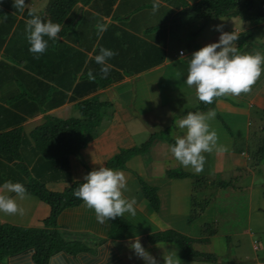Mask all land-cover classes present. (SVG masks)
Instances as JSON below:
<instances>
[{"label":"trees","instance_id":"1","mask_svg":"<svg viewBox=\"0 0 264 264\" xmlns=\"http://www.w3.org/2000/svg\"><path fill=\"white\" fill-rule=\"evenodd\" d=\"M174 8L178 11L175 12ZM29 11L34 10L25 7L21 13L15 10L12 0H0V100L6 102V105H0V185L7 181L23 183L27 194L48 204L50 212L40 227L0 222V264H4L9 255L28 248L33 249V264H48L50 258L59 252L75 255L88 250L78 240L64 239L57 223L61 210L82 202L73 193L83 180L71 179L68 158L79 147L75 129L93 117L98 109L110 106L107 100H100L94 94L97 90L163 61L165 28L170 20L187 12L204 21L219 16H242L252 25L264 22V0L257 8L252 0H160L156 11H153V0H48L41 12H34L42 21L59 23L61 32L57 39L49 41L47 50L37 58L28 51L26 25L32 18ZM100 27L105 30L98 35ZM238 32L241 36L237 46L243 52L254 45V32L251 28ZM100 47L116 53L109 60L111 70L103 77L101 65L90 59ZM39 77L48 82L41 81ZM8 81L14 86L10 87ZM216 99L212 104L198 100L196 107L203 111L214 108ZM73 100L76 101L75 115L62 118L46 114L28 133L24 132L21 123L26 117ZM261 112L264 114V106ZM158 139L152 135L141 146L120 148L105 166L125 168L129 157L144 153V145L151 146ZM166 174L168 178L192 179L189 197L192 205L186 216V223H191L198 216L196 207L201 214L208 206L206 199L194 194L197 188L204 187L200 182L205 184L207 176L189 173L182 168L169 169ZM57 181H68L69 184L61 191L47 188L46 183ZM139 181L147 206L157 212L160 205L157 188L142 179ZM208 181L210 183L206 184L214 187L230 186L225 181ZM117 218H122V227L116 224ZM117 218L113 219L114 226L108 235L113 239H123L131 224L123 216ZM208 233L212 236L217 230L213 228ZM144 238L150 244L174 243L185 259L206 262L216 259L212 253L196 249L193 245L196 240H207L208 237L194 238L179 229L167 228L150 232ZM260 260V263L248 264H264V255Z\"/></svg>","mask_w":264,"mask_h":264},{"label":"rangeland","instance_id":"2","mask_svg":"<svg viewBox=\"0 0 264 264\" xmlns=\"http://www.w3.org/2000/svg\"><path fill=\"white\" fill-rule=\"evenodd\" d=\"M32 1L36 2L31 8L35 12H41L48 0ZM252 2L254 7L257 8L260 7L263 0H252ZM244 10L247 9L244 8ZM189 14L191 13H187L185 16ZM233 19V16L229 18L227 24L228 28L231 27L230 24H232L233 21L238 25L237 27L239 30H244L245 27L247 29L251 28L254 32L252 40L254 45L262 46L264 44V22L262 24L252 25L242 16H236L235 20ZM186 20L182 17V21L179 19L178 22L181 21L180 23L184 25L186 24ZM197 21L198 19L194 21L188 20V24L190 26L193 24L200 25L201 21ZM188 24L183 27H188ZM204 25L205 27L210 26L208 22H205L202 26ZM227 25L225 24V27H227ZM204 29L205 28L202 29L203 33ZM181 44L179 39L175 37L174 46L178 47V45ZM156 74L160 77L159 80L154 79L150 74H144L143 76L145 78H143V80L139 79L138 82L141 88H138L136 85L134 87H132V85L127 86V91L129 92V104L127 107L130 115L136 116V118L131 121L132 124L130 128L133 132L131 133L132 138L130 139L136 143L133 145L141 146V144H144L152 135L159 138L157 141L154 140L151 146L144 145V153L142 152L137 156H140L146 166L153 169V173L150 174L145 166L144 174H146V176H153L149 180H145L143 177L142 180L148 185L159 189L158 194L160 197H158L160 209L156 214L148 209H144L143 211L140 209L135 216H131L127 213L123 215L131 224V228L128 229V233H126V239L115 241L116 243L114 242L117 247L123 251V258L125 259L119 264H144V261L137 258L129 247L130 242L136 238H139L146 250L159 261V264H164V255L166 256L169 254L176 257L177 264H248L253 260L260 262V259H262L264 255V114L261 112L263 107L251 106L249 107V114H245L240 112L245 102L231 99L230 103L237 110V113H229V115L225 116L221 115L219 112L217 113L218 115H215V118L210 121L213 130H215V128H219L220 130L219 132L215 131L218 134L219 143L227 149L226 153H224L226 154L227 160L226 163L223 162L225 155L222 153V157L221 154L218 153L216 155L203 153L206 161H209L208 172L212 170V164L217 168L213 170L214 172H210L209 175H207V179L213 180L214 182L225 181L229 183L230 186L214 187L213 185L206 184L210 183V181H205V184H201L200 182V185L204 187L197 188L194 194L199 198L206 199L208 206L201 214L198 211V207H196L198 216H196L191 223H186L187 212L192 205L191 200H189L192 192L189 191L188 188L193 181L192 179L190 180V178L182 179L185 184L180 183V193L178 190L176 192L175 185L178 181L172 178L168 179L166 171L169 169H176L179 165L181 166L178 161L174 163V159L171 160L173 155L170 152L171 142H175L177 136H181L186 132V130L183 131L178 127L177 129L176 127L174 128V126L177 125L175 123L177 116L183 118L190 111L202 112L203 110L196 107L198 104L196 99L183 103V96H179L180 99L178 98V100L183 103L182 107L180 105H173L177 103L175 101L162 104L166 102V100L176 98L175 96L178 94H188L186 90L187 86H184L183 82L179 81L176 83V86H178V84L182 85L179 86V91H176L174 85L171 93L172 84L170 82L164 83L163 81H166V79H162L161 73L159 74V72H157ZM146 80L155 83L154 86H146ZM170 80L172 79L170 78ZM153 87L159 91L157 96H154V102L160 106L158 110H154L152 113L146 102L151 100L149 89ZM191 96L192 95H190V97ZM120 102L122 104L124 103L123 101ZM144 107L147 112L142 113L141 111ZM181 108H183V110ZM185 109L188 110L185 111ZM210 110L216 111L214 108H208L204 110V112L207 113ZM70 114L71 113H69V115ZM73 114L75 115L76 111L71 115ZM36 122L38 121H28L23 126L24 130L29 132ZM231 124H233L231 131L233 132L232 136H230V132H225L226 127L230 129L231 126L229 127L228 125ZM169 138L174 141H170L171 139ZM167 139H169V142ZM230 149L232 151H230ZM238 156L242 163L240 166L235 167L233 161ZM134 159L131 160L132 163ZM166 163H169L167 168L165 166ZM217 165L218 167H216ZM121 170L124 173H128L126 177V180L128 179L126 187L128 191L132 193V190L138 187L141 192L140 195L143 196L142 183L139 181L140 178L136 174H133L131 169L127 170L123 168ZM191 188H193V186H190V189ZM172 190L176 192L174 196L172 195ZM193 209L195 210V205ZM73 210H76V215L71 217V219L67 220V217H62L66 225L71 227L75 224L77 225V223L79 225H84L89 220L94 223L93 218L96 216L95 212H93L91 216L88 214L89 218H87L85 216V207ZM121 219L122 218L115 219L119 227H122L123 224V220ZM115 220L106 221L108 227L106 230L104 226L102 228V232H104L105 235L109 234L110 229L114 226ZM214 220L215 222H213ZM204 224L207 225L204 226ZM161 227H164V229H179L194 238L208 237L207 240H196L193 245L196 249L212 253L216 259L208 262L185 259L181 256V249L174 243H148L144 236L150 232L159 230ZM213 228L217 230V233L210 236L208 232ZM132 236L136 237L132 239ZM255 244L258 246L257 250H254L253 246ZM126 259H128L127 263Z\"/></svg>","mask_w":264,"mask_h":264},{"label":"crops","instance_id":"3","mask_svg":"<svg viewBox=\"0 0 264 264\" xmlns=\"http://www.w3.org/2000/svg\"><path fill=\"white\" fill-rule=\"evenodd\" d=\"M35 2H33L32 0H26L25 7L31 8L32 6H34ZM174 10L175 12L178 11L177 8H174ZM186 14L187 12H182L180 15H177L172 21L170 20L167 23L165 28L166 39L164 45V59L161 63L153 67H150L148 69H145L139 73L123 76L121 80L112 83L103 89H99L94 93L99 97L100 100H107L110 103V106L98 109L95 112V114H93V117L87 118L88 120H86L83 123V125L80 126V128L75 129L74 132L75 140L76 142L79 143V147L75 154H70L68 156L69 165H70V174L72 180H83V177L85 174L88 173V170H93L94 168H98L100 165L105 166L106 161L110 157H112L115 153H117L120 148H128V147H132L133 144H136L133 140L130 139L132 138L131 133H133L132 129H130L132 124L131 121L134 118H136V116L135 115L132 116L128 112V107H127V105L129 104L128 102L129 92L127 91L128 85H132V87L136 85L138 88H141V85L138 82L139 79L143 80V78H145L143 76L144 74L145 75L150 74L151 77H153L156 80H159L160 77H158L156 74L157 72H159V74L160 73L162 74V79L163 78L166 79V81H163L164 83L170 82L172 84L171 93H172V87H174V85L176 91L178 92L179 91L178 88L181 84H178V86H176L177 82L182 81L184 86H187V84L185 83V77L187 76L188 60L190 59L191 54L194 51L205 46L206 44L215 42L219 39L221 33L215 30L217 25L222 24L223 31L226 32H230L233 30L237 32L240 31L237 27L238 25H236L234 21L232 24H230L231 27L228 28L227 25L228 20L229 18H232V16H219L213 19L202 21V19H198L194 14L192 15L189 14L188 16H185ZM182 17L185 20L187 19L186 24L184 25L180 23L182 21ZM221 18H223V20H221ZM235 18L236 17H234L233 20H235ZM179 19L181 20L180 22H178ZM196 19H198L197 22L201 21L200 25L193 24L192 26H190L188 24L189 23L188 20L194 21ZM205 22H208L210 26L209 27H205V25L202 26ZM187 24L188 27H183V26H187ZM225 24L227 25V27H225ZM203 28H205L204 33L202 30ZM245 29L247 28L245 27ZM175 37H177L179 39V42L182 43L183 45L181 44L178 45V47H175L174 46ZM256 51L264 53V47L261 48L260 46L257 45H250L243 52H256ZM89 55L90 53L87 54V57ZM1 58L2 56L0 49V59ZM16 67L22 68L20 65H16ZM39 78L41 81L48 82L43 77H39ZM170 78L172 80H170ZM9 84L10 87L14 86V83L9 82ZM146 84H147L146 86L152 87L154 86L155 83L146 80ZM186 90L188 94H183V95L178 94L175 96L176 98L166 100V102H163L162 104L175 101L177 103L173 105L175 106L180 105L182 107L183 103L186 101H191L193 99H196L198 101L194 86L193 87L187 86ZM44 91H46L45 88ZM149 91H150L149 95H151V100L147 101L146 103L149 107V110L152 111L153 113V111L158 110L160 106L159 104L154 102V96H157L159 91L155 87L149 89ZM190 95L192 96L190 97ZM179 96H183L182 98L183 103H181V101L178 100ZM0 98H2L1 91H0ZM231 99H237L238 101L242 100L245 102V105L240 111L241 113L249 114L250 111L249 107L251 106L263 107L264 106V72L261 73V76L252 86L251 92L242 93L239 97L224 96L217 98L214 104V109H216L217 111V112L215 111L216 116L218 115L217 113L219 112L221 113V115H225V116L229 115V113L230 114L237 113V110L230 103ZM120 101H123L124 103L122 104ZM75 102L76 101L74 100L65 101L57 105L56 107H53L51 109H45L44 111L38 112L33 116L26 117V119L23 120L21 124L22 126H24L28 121L35 120L38 121L35 124L37 125L44 119L43 117L46 114H52L62 118L71 116V114L75 111L74 108ZM5 103H6L5 101L2 102L0 100V105L4 106L6 105ZM181 109L183 110V108ZM187 110L188 109H185V111ZM141 112L142 113L147 112L145 107ZM69 113L71 114L69 115ZM179 119H181V117L179 118V116H177L176 121H178ZM232 125L233 124L228 125L229 127L231 126L230 129L228 127H226L225 129V132L228 131L231 133L230 136L233 135L232 134L233 132H231ZM175 127L177 129V125ZM215 130L217 132L220 131L219 128H215ZM24 132L28 133L26 132V130H24ZM230 151L232 150L230 149ZM217 153L224 154L226 153V151L224 152L214 151L211 154L216 155ZM137 155L140 154H135L129 157V159L125 162V168L127 170L131 169L133 174H136L140 178V180L143 179V177L145 178V180H149L150 178H152L153 175L146 176V174H144V169L146 165L144 164V161L140 158V156ZM224 155H225V159L223 160V162L226 163L227 160L226 154ZM132 157H134L135 159ZM239 158L240 157L238 156L233 161L235 167L240 166V164L242 163L239 160ZM133 159L134 162L132 163L131 160ZM173 159H174V163L177 162L174 157H172L171 160ZM168 164L167 163L165 164L166 168L168 167ZM208 164L209 161H206L203 171L198 174L195 173L194 170H192L190 167L186 168L182 165L181 166L179 165L178 167H176V169L182 168L188 171L189 173L207 176L210 172H214L213 170L217 169L212 164L211 165L212 170L208 172ZM216 167H218V165ZM146 169H148L150 174L153 173V169L151 167L146 166ZM117 170H121V169H117ZM124 174L127 177L128 173L126 172ZM172 179H176L178 181L175 187H176V192L178 190V192L180 193L181 190L180 183L185 184L182 181V179L184 178H180L181 180L179 178H172ZM68 184H69L68 181H57V182H48L46 183V186L50 190L61 191ZM190 186H192V184L189 185L188 188L189 191H191ZM158 191L159 189L157 188V195L160 197ZM176 192L172 190V195L174 196ZM140 193L141 192L138 187L133 189L132 193H130V191H128V189L126 188V190L123 192V195L128 199L134 198L137 201L136 213H138L140 209L141 211H143L144 209H148L151 212H155L149 209L145 199L143 198V196L140 195ZM0 194H7L12 198L16 199L18 206L23 209V215L19 213L18 214L0 213V222H7L10 224L25 226V227H40L43 225V220L49 215L50 212L49 205L37 199V197L35 196H30V194H27L23 199H20L19 197L16 196L15 193H7L6 189L3 188V185H0ZM82 207L86 208L85 216L87 218H89L88 214L91 216V214L94 212V210L92 211L89 208H87L84 205L83 201L77 206L68 207L61 210V212L57 216L58 231L60 232V234L64 239L78 240L81 243L85 244L88 247V250L77 252L75 255L59 252L50 258L48 264H52L53 257H59L56 264H119L121 261H124L125 259L123 258V253H122L123 251L117 247L115 241L123 240L126 239L127 237L123 239H113L108 237V234L105 235V233L102 232V228L104 226L106 230V228L108 227L106 221L104 223H99L97 222L95 216L93 218L94 223H92L89 220L84 225H79L77 223V225L75 224L72 227L65 224V222L62 220V217L63 216L67 217L68 218L67 220H69L71 219V217H74L76 215V210L74 211L73 209H79ZM159 209H160V205H159ZM162 229H164V227H161L159 230ZM136 236H132V239H134ZM32 254H33V249L31 248L25 249L21 252L6 257L4 264H33ZM127 261L128 259H126V263Z\"/></svg>","mask_w":264,"mask_h":264},{"label":"clouds","instance_id":"4","mask_svg":"<svg viewBox=\"0 0 264 264\" xmlns=\"http://www.w3.org/2000/svg\"><path fill=\"white\" fill-rule=\"evenodd\" d=\"M12 3L15 10L21 13L25 10L26 0H12ZM159 7L160 0H153V11ZM28 15L32 17L26 25L28 51L38 58L47 50L49 41L58 38L61 25L51 20L42 21L34 11H29ZM104 30L100 27L98 35ZM215 30L221 33L219 39L191 54L185 77L187 86H194L197 99L205 104H212L219 97H239L242 93L251 92L252 86L264 72V53L241 52L238 48L241 33L235 30L223 31L222 24L217 25ZM115 55V51L100 47L97 54L90 56V59L101 65L102 77L107 76L111 70L109 60ZM215 115L212 110L207 113L190 111L175 122L179 129L186 132L175 138V142L170 145V152L179 164L190 167L197 174L203 171L206 163L203 153L227 151L225 146L219 144L217 132L211 128L210 121ZM126 187V176L122 171L100 165L84 175L83 182L73 195L82 200L87 208L94 210L97 222L104 223L122 217L125 213L136 215L137 201L123 195ZM3 188L7 193H15L20 199L27 195V189L21 182L7 181ZM0 213L23 215V209L18 206L16 199L0 194ZM129 247L144 264H159L139 238L131 241ZM253 247L257 249L256 244ZM58 259L53 257L52 264H56ZM251 262L260 263L256 260ZM164 264H177L176 257L172 254L164 255Z\"/></svg>","mask_w":264,"mask_h":264},{"label":"built area","instance_id":"5","mask_svg":"<svg viewBox=\"0 0 264 264\" xmlns=\"http://www.w3.org/2000/svg\"><path fill=\"white\" fill-rule=\"evenodd\" d=\"M181 52V51H180Z\"/></svg>","mask_w":264,"mask_h":264}]
</instances>
